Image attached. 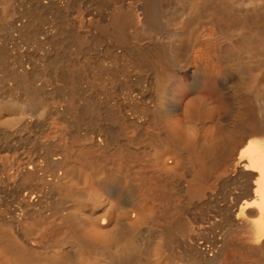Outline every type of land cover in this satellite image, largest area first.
<instances>
[{
	"label": "bare ground",
	"instance_id": "bare-ground-1",
	"mask_svg": "<svg viewBox=\"0 0 264 264\" xmlns=\"http://www.w3.org/2000/svg\"><path fill=\"white\" fill-rule=\"evenodd\" d=\"M0 264H264V0H0Z\"/></svg>",
	"mask_w": 264,
	"mask_h": 264
},
{
	"label": "rangeland",
	"instance_id": "rangeland-1",
	"mask_svg": "<svg viewBox=\"0 0 264 264\" xmlns=\"http://www.w3.org/2000/svg\"><path fill=\"white\" fill-rule=\"evenodd\" d=\"M1 197L4 198V197H5V193H3V192L0 191V198H1Z\"/></svg>",
	"mask_w": 264,
	"mask_h": 264
}]
</instances>
